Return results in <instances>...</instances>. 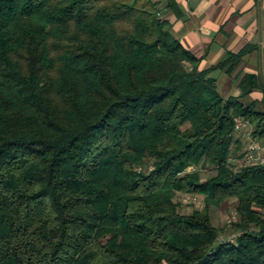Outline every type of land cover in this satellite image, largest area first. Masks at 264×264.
I'll return each mask as SVG.
<instances>
[{
  "label": "trees",
  "instance_id": "obj_1",
  "mask_svg": "<svg viewBox=\"0 0 264 264\" xmlns=\"http://www.w3.org/2000/svg\"><path fill=\"white\" fill-rule=\"evenodd\" d=\"M165 1L0 0V264H264V112L211 76L245 52L200 69Z\"/></svg>",
  "mask_w": 264,
  "mask_h": 264
},
{
  "label": "crops",
  "instance_id": "obj_2",
  "mask_svg": "<svg viewBox=\"0 0 264 264\" xmlns=\"http://www.w3.org/2000/svg\"><path fill=\"white\" fill-rule=\"evenodd\" d=\"M160 2L164 11L165 0ZM179 18L169 13L172 32L181 45L200 61V69L215 67L229 55L241 62L230 73L215 70L218 93L236 97L244 104L256 103L264 112V0H175ZM255 76L259 87L242 95L240 83Z\"/></svg>",
  "mask_w": 264,
  "mask_h": 264
},
{
  "label": "built area",
  "instance_id": "obj_3",
  "mask_svg": "<svg viewBox=\"0 0 264 264\" xmlns=\"http://www.w3.org/2000/svg\"><path fill=\"white\" fill-rule=\"evenodd\" d=\"M250 125L247 121L236 119V133L240 135L246 141V150L242 159L244 167L264 166V143H259L252 139L249 131ZM190 202L196 203L198 207L202 204V199H198L197 196H188ZM236 213L232 216L229 223L236 221Z\"/></svg>",
  "mask_w": 264,
  "mask_h": 264
},
{
  "label": "rangeland",
  "instance_id": "obj_4",
  "mask_svg": "<svg viewBox=\"0 0 264 264\" xmlns=\"http://www.w3.org/2000/svg\"><path fill=\"white\" fill-rule=\"evenodd\" d=\"M188 196H180L178 198V201L180 202V209L181 212L183 213H189L193 209H199L201 210L203 208V204H201L199 207L196 203L190 202L188 199ZM235 215V207L233 202H227L221 206L220 209L214 211L212 213L213 217V223L219 228H225V234L221 236V238H228L232 239L234 235L230 231V225L232 223H229L231 220L232 216ZM226 235V236H225Z\"/></svg>",
  "mask_w": 264,
  "mask_h": 264
}]
</instances>
